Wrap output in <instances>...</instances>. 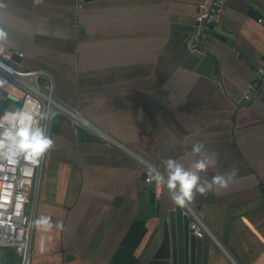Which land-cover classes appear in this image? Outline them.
<instances>
[{"label":"crops","instance_id":"obj_1","mask_svg":"<svg viewBox=\"0 0 264 264\" xmlns=\"http://www.w3.org/2000/svg\"><path fill=\"white\" fill-rule=\"evenodd\" d=\"M203 1L0 0V40L21 57L7 68L52 84L69 111L54 115L32 194L34 220L53 225L34 224L32 264H147L173 208L199 221L202 264H264V81L252 87L264 62V0H225L196 53ZM19 79L0 68L21 99ZM197 142L204 148L193 153ZM169 157L186 168L207 157L202 179L234 175L179 207L146 179Z\"/></svg>","mask_w":264,"mask_h":264},{"label":"built area","instance_id":"obj_2","mask_svg":"<svg viewBox=\"0 0 264 264\" xmlns=\"http://www.w3.org/2000/svg\"><path fill=\"white\" fill-rule=\"evenodd\" d=\"M225 0H204L198 6L196 13L197 29L191 35L190 48L194 51L204 52L203 42L209 37L214 28L217 16L223 11ZM264 17L258 19L262 22ZM15 50L8 44L0 40V68L16 77L9 70L8 64H12ZM8 67V68H7ZM23 84L24 94L20 103L12 102L0 109V118L10 114L18 108L23 107L33 112L37 116V122L44 126L48 135L53 128L55 113L63 110L68 111L63 105L53 98L52 84L42 87L30 84L23 79H19ZM264 81V62L258 67L257 81L252 85L256 87L259 82ZM251 90L245 94L246 99H251ZM54 106L57 108H54ZM48 114L47 119H40L39 113ZM69 112V111H68ZM70 113L78 123L79 115L77 112ZM3 121H0L2 123ZM45 152L38 164L25 159L21 156L17 163L9 164L0 157V248L14 249L21 259V264H32V240H33V221L34 212L32 209V194L36 188L40 169L46 157ZM151 181V177L146 178ZM191 228L196 232L199 221L192 218Z\"/></svg>","mask_w":264,"mask_h":264},{"label":"clouds","instance_id":"obj_3","mask_svg":"<svg viewBox=\"0 0 264 264\" xmlns=\"http://www.w3.org/2000/svg\"><path fill=\"white\" fill-rule=\"evenodd\" d=\"M6 38V33L0 31V39ZM40 119H47L48 114L39 113ZM0 157L9 164L17 163L23 156L34 164L40 162L41 157L53 145V138L45 131L44 126L37 122V116L33 112L23 107L16 109L10 114L0 118ZM204 145L193 143L191 151L200 153ZM212 163L207 157L195 160L191 167H185L175 158L163 160L161 170L158 167L150 168L151 179L162 186L169 195L170 200L179 207L193 201L196 193L205 195L214 192L215 187H226L234 175L232 173H218L209 180L200 176V172L205 170ZM37 227L45 230L53 225L49 216H39L33 221ZM59 226V225H57Z\"/></svg>","mask_w":264,"mask_h":264},{"label":"water","instance_id":"obj_4","mask_svg":"<svg viewBox=\"0 0 264 264\" xmlns=\"http://www.w3.org/2000/svg\"><path fill=\"white\" fill-rule=\"evenodd\" d=\"M256 13L258 19L264 17L258 12ZM262 23L264 24V20ZM213 24L215 25L216 22ZM219 37L222 40L226 39L225 36L219 35ZM196 53L200 52L196 51ZM20 60V54L16 53L13 61L19 62ZM9 95V90L0 80V96L8 97ZM248 100L244 96L243 102H248ZM254 104L258 105L260 101L257 100ZM157 203L159 208L160 202L157 201ZM182 213L173 208L164 218L163 238L147 264H202L204 238L191 228V216L186 212Z\"/></svg>","mask_w":264,"mask_h":264},{"label":"rangeland","instance_id":"obj_5","mask_svg":"<svg viewBox=\"0 0 264 264\" xmlns=\"http://www.w3.org/2000/svg\"><path fill=\"white\" fill-rule=\"evenodd\" d=\"M12 104V102H9ZM0 264H21L20 255L15 252L14 257L11 258L6 248L0 249Z\"/></svg>","mask_w":264,"mask_h":264},{"label":"trees","instance_id":"obj_6","mask_svg":"<svg viewBox=\"0 0 264 264\" xmlns=\"http://www.w3.org/2000/svg\"><path fill=\"white\" fill-rule=\"evenodd\" d=\"M9 102L20 103L21 99L18 97H15L12 94H10L8 97L0 96V109L4 108L6 105H8ZM6 249L9 252L10 257L13 258L16 251L14 249H11V248H6Z\"/></svg>","mask_w":264,"mask_h":264}]
</instances>
